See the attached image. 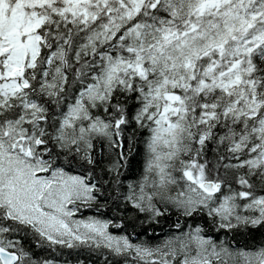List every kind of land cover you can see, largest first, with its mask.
I'll list each match as a JSON object with an SVG mask.
<instances>
[{"label":"snow or ice","instance_id":"6c2138e0","mask_svg":"<svg viewBox=\"0 0 264 264\" xmlns=\"http://www.w3.org/2000/svg\"><path fill=\"white\" fill-rule=\"evenodd\" d=\"M0 264H264V0H0Z\"/></svg>","mask_w":264,"mask_h":264}]
</instances>
